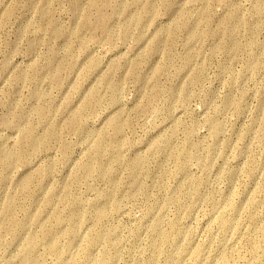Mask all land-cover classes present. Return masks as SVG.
Listing matches in <instances>:
<instances>
[{
	"label": "rangeland",
	"instance_id": "rangeland-1",
	"mask_svg": "<svg viewBox=\"0 0 264 264\" xmlns=\"http://www.w3.org/2000/svg\"><path fill=\"white\" fill-rule=\"evenodd\" d=\"M0 264H264V0H0Z\"/></svg>",
	"mask_w": 264,
	"mask_h": 264
},
{
	"label": "bare ground",
	"instance_id": "bare-ground-1",
	"mask_svg": "<svg viewBox=\"0 0 264 264\" xmlns=\"http://www.w3.org/2000/svg\"><path fill=\"white\" fill-rule=\"evenodd\" d=\"M260 2V1H259ZM261 4V3H260ZM183 25V24H182ZM186 27V30H188V32L192 35V36H195L196 34H197V32L195 31V29L192 27V26H190V25H186L185 26ZM155 46V45H154ZM92 94H93V92H92ZM94 95V94H93ZM92 96V95H91ZM94 96H96V95H94ZM91 99V98H90ZM78 117V116H77ZM77 119V118H76ZM73 121H71V123H72ZM74 123V122H73ZM113 124H115L114 126H115V129H116V131L115 132H119L120 130H121V126L120 125H118L117 123H113ZM52 132V131H51ZM47 134V133H46ZM117 134V133H116ZM29 135H30V137H31V140H32V142H34L35 141V137H34V135H33V131L30 129L29 130ZM49 136H51V137H53L54 135H53V132L52 133H50L49 132V134H47L45 137H44V140L43 141H46V139H48V137ZM38 141V140H37ZM31 142V143H32ZM23 148V147H22ZM101 149V146L98 144L97 145V150H100ZM23 149H21L20 150V152H19V154L20 155H22V153H23ZM117 154V153H116ZM181 155H185V156H187L188 155V153L185 151V152H182V154ZM6 156H8V155H6ZM120 156H117V155H115L114 156V158L115 159H118ZM106 169H109V168H102L100 171L101 172H104V173H106V174H108V172L106 171ZM83 170L86 172V173H88V174H91V173H93L95 170H96V168L89 162V163H86L84 166H83ZM110 180H112L113 182H114V179L112 178V177H110ZM29 182V181H28ZM28 182L27 183H23V187L24 188H27L28 187ZM114 184V183H113ZM74 202H77V199H74ZM115 203V202H114ZM115 205V204H114ZM115 207V206H114ZM106 209L104 210V208H100V209H98L97 210V212H96V217L97 218H103L104 216H106ZM55 220H58V218H59V216L58 215H55ZM74 230V229H73ZM71 234H75V232H73L72 230H71ZM29 244H30V242H29ZM30 249H32L31 247H30ZM52 253H55V252H57L58 251V247H57V245H53L52 247H51V249H49ZM34 256L33 255H31V259L34 261Z\"/></svg>",
	"mask_w": 264,
	"mask_h": 264
}]
</instances>
